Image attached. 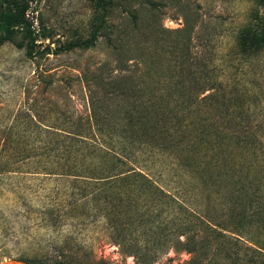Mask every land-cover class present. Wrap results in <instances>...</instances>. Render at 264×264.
Here are the masks:
<instances>
[{
  "label": "rangeland",
  "instance_id": "obj_1",
  "mask_svg": "<svg viewBox=\"0 0 264 264\" xmlns=\"http://www.w3.org/2000/svg\"><path fill=\"white\" fill-rule=\"evenodd\" d=\"M28 4L32 56L21 30L14 39L22 47L0 45V263L48 261L55 247L67 245L66 253L79 264H258L253 249L264 252V50L239 56L235 39L245 25L264 31V5L112 0L107 27L94 46L56 51L90 36L100 21L95 0ZM197 54L210 81H222L228 97L250 91L255 114L249 127L260 142L220 133L224 123L214 106L207 118L180 103L177 111V87L187 71L178 81L177 65L189 66ZM126 128L147 141L115 142L113 135ZM114 147L129 155L118 162V171ZM83 163L92 175H76ZM127 169L129 177L118 173ZM91 176H103L102 182ZM142 176L166 194L140 199L148 225H166L161 234L167 242L161 248L148 242L141 252L147 262L111 240L105 219L94 214L95 201L91 209L78 205L69 216L45 220L46 209L64 212L101 186L123 199L137 198L146 191ZM230 186L243 189L241 203ZM251 204L255 227L241 226L238 206ZM83 209L89 216L78 213ZM150 236L148 231L136 242Z\"/></svg>",
  "mask_w": 264,
  "mask_h": 264
},
{
  "label": "trees",
  "instance_id": "obj_2",
  "mask_svg": "<svg viewBox=\"0 0 264 264\" xmlns=\"http://www.w3.org/2000/svg\"><path fill=\"white\" fill-rule=\"evenodd\" d=\"M97 5V11L100 13V21L97 22L88 38H77L74 40L67 41L60 47L56 48V51L61 50H72L73 48H90L95 45L98 36L103 32L104 28L107 27L106 15L108 12V5L112 2V0H95ZM260 4L264 5V0H258ZM29 9L28 0H0V45H2L6 41L16 42L14 39L15 32L17 30L23 31V36L27 40L26 42V54L32 56V49L35 40L34 32L31 28V22L27 16V11ZM18 47H22L23 44L21 42H16ZM264 50V31H259L254 28L252 25H245L240 28L238 34L235 39V53L239 56H253L260 51ZM199 55H195L192 57V60L189 66L184 67L181 64L177 65V80L182 77V70L186 71V76L184 78L185 81L177 87V111L179 109V103L181 109L186 110H194L196 112L201 113V115L205 118L210 114L211 108L214 106L217 108L218 117L221 123L223 124V128L220 130V133L224 134L228 138H233L237 142H260V135L257 134V131L252 130L249 126L254 119L253 114H255L254 109L251 104V93L250 91H233L232 96L228 97L225 93V86L222 81H210L209 77V68L205 63H198ZM181 76V77H180ZM215 103V105H214ZM232 106L231 109H229ZM115 142L118 140H129L134 141L138 140V142H146L147 139L145 136L139 133H133L130 129H123L113 135ZM153 143V141H151ZM117 147V146H116ZM124 153L116 152L115 147L111 148L112 151L111 158L115 159L114 168L118 171V162H123L122 159L128 157L129 155L125 149ZM120 151V150H119ZM73 165H71V168ZM90 164L83 163L80 169H76V175L81 177H86L85 173L91 174L90 172ZM132 172H135L133 168L129 169ZM129 170L119 171L118 173L129 172ZM129 173H125L126 177H129ZM98 178L100 182H102L103 176H91ZM105 177V176H104ZM145 182V192H143L140 196H136L137 198H133L131 200L123 199L118 194H115L109 191L107 188L101 186L98 191L92 195L90 193H84V195L80 198L75 199L70 203V207L65 208L64 212L56 213L52 209H46L43 212V215L46 219L51 221H55L58 218L71 215L72 209L76 208L75 206L84 204L89 206L91 201H95L98 206V211L96 210L94 214L95 216H102L105 219V228L109 230V235L111 240L120 245L121 250L125 253H130L131 255H135V258L138 256L140 260L143 262H147L146 257L141 253L143 250L147 249V244L150 242V245H154L155 247L161 248L167 242V238H163L162 234H164L165 224L162 223L157 224H149L150 222L147 217L146 211L148 208H143V201L140 199L144 198V196L148 193L153 194L154 192L166 195L161 189L158 187L150 186L149 180L142 176ZM205 184L204 181H200ZM102 184V183H101ZM238 188V190L236 189ZM231 187V190L234 194L240 197L239 203L242 201V197L244 193L240 187ZM90 196V197H89ZM255 202L251 200V203ZM252 204L245 208H238V220L242 225L250 224L255 227V219L253 214ZM142 207V209H141ZM248 211V213H247ZM90 210L85 211L83 209L81 213L83 215L89 216ZM250 212V214H249ZM229 208L227 218L229 217ZM97 218L92 217L91 221H95ZM131 220V225H130ZM138 222V225L134 226V223ZM264 225V223L262 222ZM134 228H133V227ZM148 231L151 232L152 239L148 241V238H145V241L142 243L136 242L140 235L148 234ZM137 233V235H135ZM162 233V234H161ZM134 236V237H133ZM164 236V235H163ZM129 237V238H128ZM149 245V244H148ZM67 246V245H66ZM66 246L62 245L60 247H55L52 251L54 252L53 258L48 261H43L39 257L34 258H19L20 260L32 263V264H79L76 259L66 253ZM262 248V247H261ZM263 249V248H262ZM68 250L79 251L78 247H70ZM260 256V261L258 264H264V252L263 250L253 249ZM95 264H103V260H92Z\"/></svg>",
  "mask_w": 264,
  "mask_h": 264
},
{
  "label": "water",
  "instance_id": "obj_3",
  "mask_svg": "<svg viewBox=\"0 0 264 264\" xmlns=\"http://www.w3.org/2000/svg\"><path fill=\"white\" fill-rule=\"evenodd\" d=\"M0 264H32V263H29V262H26L20 259H8V260L1 262Z\"/></svg>",
  "mask_w": 264,
  "mask_h": 264
}]
</instances>
